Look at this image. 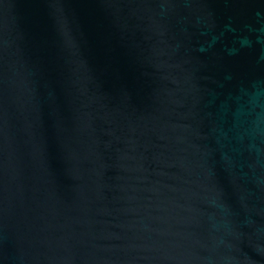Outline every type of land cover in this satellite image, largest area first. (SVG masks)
Segmentation results:
<instances>
[{
  "label": "water",
  "instance_id": "water-1",
  "mask_svg": "<svg viewBox=\"0 0 264 264\" xmlns=\"http://www.w3.org/2000/svg\"><path fill=\"white\" fill-rule=\"evenodd\" d=\"M0 264H264V0H0Z\"/></svg>",
  "mask_w": 264,
  "mask_h": 264
}]
</instances>
